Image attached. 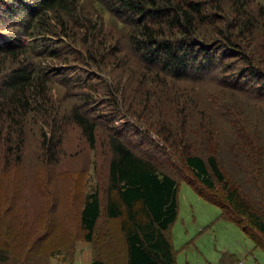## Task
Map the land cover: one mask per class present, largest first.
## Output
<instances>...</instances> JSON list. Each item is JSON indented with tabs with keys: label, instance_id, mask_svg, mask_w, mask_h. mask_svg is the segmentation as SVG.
Wrapping results in <instances>:
<instances>
[{
	"label": "rangeland",
	"instance_id": "rangeland-1",
	"mask_svg": "<svg viewBox=\"0 0 264 264\" xmlns=\"http://www.w3.org/2000/svg\"><path fill=\"white\" fill-rule=\"evenodd\" d=\"M33 1L25 0L24 6ZM244 2L257 20L264 19V0ZM85 5V23L71 24L66 37L48 36L45 45H61V54L51 60L39 56L46 74L45 100L35 94V102L41 100L38 108L21 115L8 101L13 90L6 83L13 69L24 67L21 58L27 54L21 51L11 60L2 46L10 36L23 44L29 40L18 28L22 9H0V256H6L0 264H90L100 250L108 264L125 263L119 220L108 219L103 208L93 243L83 239L80 226L86 194L98 189L104 201L113 136L157 160L159 170L178 181L177 216L167 231L175 264H264V251L182 180L189 176L184 164L189 152L215 156L225 177L239 178L244 186L238 162L250 161L235 145L243 141L244 128L257 139L247 151L262 146L264 159V78L250 75L231 53L221 59V46L207 65L178 75L142 64L126 37L128 28L120 22L126 16L117 18L109 11L101 16L92 1ZM227 6L221 0L224 17L232 22ZM213 29L210 22L200 26V36L207 37L197 42L213 47ZM262 33L252 37L255 48L264 43ZM250 39L246 31L244 40ZM37 50L26 51L30 62L41 52ZM259 53L264 60V50ZM75 112L95 123L94 144L75 122ZM214 180L211 190L195 184L221 200L222 185ZM258 197L256 190L252 208L264 217ZM255 238L264 246V237L255 232Z\"/></svg>",
	"mask_w": 264,
	"mask_h": 264
},
{
	"label": "trees",
	"instance_id": "trees-1",
	"mask_svg": "<svg viewBox=\"0 0 264 264\" xmlns=\"http://www.w3.org/2000/svg\"><path fill=\"white\" fill-rule=\"evenodd\" d=\"M24 1L0 0V9L4 8V12L22 9L18 28L29 40L27 44H23L10 36L11 40L2 46L7 48L6 57L15 60V56L21 51L28 56L27 50L30 49L33 54L35 50L41 49L40 53L34 54L35 59L32 62L28 59L29 56L22 57L24 67L13 69L7 76L6 85L13 90L8 101L13 103L12 108L18 109L15 113L20 115L38 108L41 100L35 102V94L45 100L42 87L46 74L38 62L41 58L39 56L51 60L61 54L57 49H62L61 45H45L48 36L66 37L71 24L78 21L85 23L81 13L88 9L85 3L91 1L96 6V14L102 16L105 11H109L117 18L126 16L120 22L128 28L126 37L130 38V45L138 51V59L142 64L161 66V69L178 75L187 68L207 65L212 53L221 46V59L231 53V57H238L243 61L246 65L244 70L250 75L264 78V60L259 53V49L264 50V43H256L258 46L255 48L252 38L259 30L264 37V19L257 20L253 10L245 6L244 0H224L228 4L226 9L228 15L231 14L232 22L224 17L221 0H34L28 6H24ZM152 19L154 23L149 25L147 20ZM209 22L214 28L213 38L217 43L208 49L199 44L197 39L207 37L200 36L198 29ZM152 25L156 29L151 28ZM88 26L90 27L89 24ZM75 27L77 29L79 26ZM246 31L249 39L251 37L248 42L244 40ZM187 58L192 61L191 64ZM219 67L220 65L217 68ZM73 117L87 135L90 144H94L95 123L79 112H75ZM241 135L244 137L243 141L237 143L235 149L244 154V159L247 157L250 161L238 162L243 173L240 182L245 181L243 187L239 178L233 177L229 181L225 177L215 156L203 157L189 152L184 154V164L189 176L184 175L182 180L190 184L203 200L218 206L220 218L239 226L264 251V246L255 238V232L264 237V217L252 208L256 190L260 197L258 200L264 205V169L261 167L264 159L262 160L260 154L262 146L250 153V149H247L257 139H252L244 128L241 129ZM109 144L111 155L107 183L103 191L104 201L98 189L86 194L80 212L83 239L88 243L94 242L96 226L104 208L108 219L119 220V232L125 245L124 264H175L167 231L177 216V179L160 171L157 160L155 162L135 152L130 142L113 136ZM159 154L163 156L165 152ZM214 179L222 185L224 195L221 200H213L195 184L198 181L204 188L211 190L216 186ZM108 234L111 236L110 229ZM100 251L90 264L109 263L107 256V259H102ZM5 257L1 255L0 259L4 260Z\"/></svg>",
	"mask_w": 264,
	"mask_h": 264
}]
</instances>
